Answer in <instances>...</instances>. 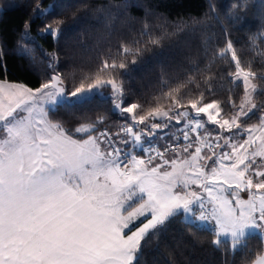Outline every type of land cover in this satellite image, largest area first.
Instances as JSON below:
<instances>
[{"label":"snow or ice","instance_id":"snow-or-ice-1","mask_svg":"<svg viewBox=\"0 0 264 264\" xmlns=\"http://www.w3.org/2000/svg\"><path fill=\"white\" fill-rule=\"evenodd\" d=\"M34 11L46 15L49 10L37 3ZM232 19L240 22L239 17ZM30 31L31 23L25 22V38ZM38 32L55 40L60 28L45 23ZM18 51L34 59V48L22 44ZM43 54L49 67L58 61L55 52ZM132 54V49L121 45V56ZM226 54L235 63L229 75L243 84L245 97L233 105L235 115L222 122L217 119L219 102L202 103L203 93L185 103L169 91L171 107L137 115L138 104L123 105L122 82L100 76L126 67L115 58L111 63L103 60L95 78L87 86L81 82L70 96L75 102L86 101L109 86L115 110L128 114L131 121L116 133L97 127L103 117L74 129L49 118L45 105L68 102L59 74L36 88L0 81V264H145L146 239L177 215L190 227L211 228L216 246L221 245V237L235 249L252 232L264 235V117L260 124L246 128L240 121L257 107L249 92L256 91L252 83L256 73L241 66L230 39L216 53ZM200 114L221 130L232 133L235 128L236 136L247 133V138L237 142L231 135L218 136L215 143L209 133L202 138L198 130L205 121ZM157 118L160 123L154 122ZM182 118L186 119L180 138L191 141L189 133H196L199 146L186 158L169 161L164 153L170 146L161 151L151 138L162 139L157 130L169 128L172 121L179 125ZM78 134L83 135L76 138ZM192 147L189 142L182 151L188 153ZM224 147L229 151L214 160L215 149ZM204 148L209 152L201 155ZM137 149L145 155H137ZM157 159L162 163H154ZM201 161H212V166ZM192 185L207 193V204ZM241 192L248 198H242ZM254 264H264V255Z\"/></svg>","mask_w":264,"mask_h":264},{"label":"trees","instance_id":"trees-1","mask_svg":"<svg viewBox=\"0 0 264 264\" xmlns=\"http://www.w3.org/2000/svg\"><path fill=\"white\" fill-rule=\"evenodd\" d=\"M37 3L49 10L46 15L34 11ZM234 17L240 22L233 23ZM25 22L31 23L28 38ZM45 23L59 26L55 40L38 32ZM229 39L241 66L256 73L251 102L257 107L240 119L242 127L258 125L264 117V0H0V81L36 88L59 74L68 96L95 78L103 60L115 58L126 67L100 76L122 82L123 105L138 104L137 115L156 107L167 110L172 101L166 93L171 91L185 103L203 93L202 103L219 102L220 119H230L245 90L229 75L235 71L230 54L216 55ZM22 44L35 49L34 59L18 51ZM121 45L133 54L121 56ZM42 49L58 57L52 67ZM103 90L86 101L58 103L49 118L74 129L103 117L97 123L100 130L119 132L130 119L115 110L112 89ZM200 130L212 142L221 137L208 125ZM215 238L210 228L190 227L177 215L146 239L145 264H253L264 253L258 234L235 249L229 242L214 245Z\"/></svg>","mask_w":264,"mask_h":264},{"label":"rangeland","instance_id":"rangeland-1","mask_svg":"<svg viewBox=\"0 0 264 264\" xmlns=\"http://www.w3.org/2000/svg\"><path fill=\"white\" fill-rule=\"evenodd\" d=\"M252 83H253V81H252ZM254 84V83H253ZM104 87H108V86H104ZM104 87H102L101 89H100V93H102L101 95H103V92H104V90H103V88ZM249 92H250V94H251V101H252V95H253V93L254 92H252L251 90H249ZM100 93H96V94H100ZM95 94V93H94ZM93 94V95H94ZM92 96V95H91ZM75 99L76 98H74V97H71L70 95H68V101H70V102H74L75 101ZM57 105V104H56ZM56 105H45V107H46V109H55L56 108ZM250 105H248L247 103H246V108L247 107H249ZM209 112H211L213 115H216V112H215V110H213V109H210L209 110ZM199 118L202 120V121H205V125H204V127L205 126H207L208 125V127H210V128H213V129H216V128H218V130H219V132H220V135H221V129L219 128V126L218 125H215V124H212L210 121H207V119H206V114H200V116H199ZM183 119V118H182ZM186 119V118H185ZM217 119L218 120H220L221 122L223 121V120H221L220 119V112H219V115L217 116ZM154 122H157V123H160L161 121H160V119L159 118H157ZM130 123H131V121H130ZM130 123H128V124H130ZM137 128H140V129H142V128H144V125H137ZM163 130V129H162ZM161 130V131H162ZM186 130V129H185ZM160 130H157V132H159L160 134H162V132H161ZM237 129H235L234 131H233V133H232V136H234L235 137V140H238L239 142H242V140L244 139V137L246 136L247 137V133H243L242 135H240V136H236V133H237ZM164 132H166V131H164ZM159 134V135H160ZM158 135V136H159ZM228 135H229V133H225V134H222V137L223 138H227L228 137ZM115 138V137H114ZM156 138V137H155ZM116 139V138H115ZM170 141H172V140H170ZM154 142L156 143L157 142V140H155L154 139ZM146 146L145 147H147V144H145ZM122 146V145H121ZM123 147V146H122ZM253 147H255V146H253ZM138 151H139V149H137ZM220 150H222V148H220L218 151H217V153H216V156L215 157H213V159L215 160V159H217L219 156H220ZM203 151V150H202ZM201 155H202V153H201ZM169 157V156H168ZM257 159V162L259 163V161H260V159L261 158H259V157H257L256 158ZM162 162V161H161ZM155 163H159V162H155ZM201 163H206L207 165H209V166H212V161H201ZM223 163H230V161H223ZM166 167H169V166H166ZM191 188H192V190H195V191H198V192H201L204 196H205V198H206V200H205V203L207 204V193H204L203 192V190L201 189V188H199L198 186H196V185H192L191 186ZM177 190H179V189H177ZM240 196L242 197V198H245V199H247L248 198V196H247V194L245 193V192H241L240 193ZM234 199V198H233ZM214 226V225H213ZM211 229V228H210ZM253 234H258V235H260L262 238H263V240H264V235H261L259 232H252V233H250L249 235H253ZM248 235V236H249ZM221 240H222V242H229L230 243V240H228V239H226V238H224V237H221ZM231 244V243H230Z\"/></svg>","mask_w":264,"mask_h":264},{"label":"crops","instance_id":"crops-1","mask_svg":"<svg viewBox=\"0 0 264 264\" xmlns=\"http://www.w3.org/2000/svg\"><path fill=\"white\" fill-rule=\"evenodd\" d=\"M56 106H57V105H56ZM242 118H244V117H241L240 119H242ZM184 119H185V118H183V119L181 120V124H179V125H177V124L175 123V121H172V122L169 124V128L163 129L162 131L160 130V131L162 132V134H160L159 132H157V137H163L162 139H156L157 142L164 143V142H167V141L172 140L175 136L179 135V134L181 133L180 129L182 128V126H183V124H184ZM240 121H241V120H240ZM234 130H235V128H233L232 133H233ZM164 131H166V132H164ZM214 132H216L217 135H218V133L220 134L218 128H216ZM164 133H167V135H164ZM225 133H229V132H227V131H225V130H221V137H222V134H225ZM232 133H229L228 137H229L230 135L232 136ZM159 134H160V135H159ZM254 134H258V133H254ZM80 135H83V134H80ZM158 135H159V136H158ZM152 138H153V137H152ZM152 138H151V139H152ZM154 138H155V137H154ZM246 138H247V137L245 136L244 139H246ZM210 139H211L212 141L214 140L211 136H210ZM235 141L239 142L238 140H235ZM213 143H215V141H214ZM194 149H195V148L190 149L188 153H184L183 151H181V152H178V153H176V154H172V155H170L169 157H167L166 159H168L169 161H171V160H173V159H184V158H186V157L189 155V153L194 152ZM218 149H220V148H218ZM217 151H218V150H217V148H216V149H215V152L217 153ZM222 151H229V148H228V147H224V148H222V150H220V153H221ZM208 152H209L208 150L203 149V151H202V155H204L205 153H208ZM159 163H162V162H159ZM165 167H166V166H165ZM143 219H144V218H141V220H137V221L135 222V224H134L132 227L134 228L135 226L139 225V224L143 221ZM263 255H264V253H263ZM253 264H254V263H253Z\"/></svg>","mask_w":264,"mask_h":264},{"label":"built area","instance_id":"built-area-1","mask_svg":"<svg viewBox=\"0 0 264 264\" xmlns=\"http://www.w3.org/2000/svg\"><path fill=\"white\" fill-rule=\"evenodd\" d=\"M101 131H103V130H101ZM198 131L201 133L200 129ZM189 135L191 137V141H184L182 138H180L181 137V134H180L179 136L176 137V139L174 141L168 142V143L163 144V145L155 143V145L157 147H159L161 151H164V146H170V150H168V151H166L164 153V158L166 159L168 156H170L172 154H176L178 152H181L182 151V147L186 146L189 142H191L193 144L192 148H195L196 146H199L198 143H197L196 133L190 132ZM113 139H115V138L113 137ZM192 148H190V149H192ZM172 149H175V150H172ZM204 149H206V148H204ZM206 150H208V149H206ZM143 155H145V154L142 153L141 156H143ZM155 162H161V161L159 159H157L156 161H154V163Z\"/></svg>","mask_w":264,"mask_h":264},{"label":"water","instance_id":"water-1","mask_svg":"<svg viewBox=\"0 0 264 264\" xmlns=\"http://www.w3.org/2000/svg\"><path fill=\"white\" fill-rule=\"evenodd\" d=\"M63 86V85H62ZM64 87V86H63ZM65 89V88H64ZM65 95H67V93H66V90H65Z\"/></svg>","mask_w":264,"mask_h":264}]
</instances>
